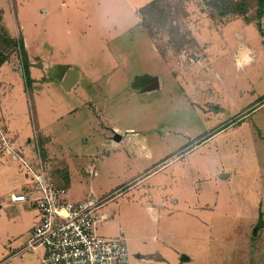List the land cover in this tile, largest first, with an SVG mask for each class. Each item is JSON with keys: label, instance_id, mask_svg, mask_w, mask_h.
Wrapping results in <instances>:
<instances>
[{"label": "rangeland", "instance_id": "374dc122", "mask_svg": "<svg viewBox=\"0 0 264 264\" xmlns=\"http://www.w3.org/2000/svg\"><path fill=\"white\" fill-rule=\"evenodd\" d=\"M153 1L0 0V60H6L0 75L3 68L15 72L3 76L1 91L9 95V84L21 88L33 121L30 90L23 87L29 56V64L43 65V81L59 90L48 101L58 104L63 97L78 108L74 115H61L57 130L67 135L68 155L77 160L72 195L93 190L99 198L112 196L102 212L113 216L99 227V235L106 237L114 217L129 227L145 216L146 228L153 230L147 200L163 198L156 202L165 200L169 211L183 199L217 204V212L225 214L215 216L212 230L201 234L191 225L196 233L187 237L192 253L211 245L215 253L229 254L243 233L251 238L254 208L264 210V43L256 24L242 30L257 48L255 62L243 72L233 66L237 22L257 21L260 0H224L219 7L212 0H158L141 16ZM222 11L227 14L220 16ZM8 39H23L25 53ZM67 69L80 74L71 93L60 91L58 82ZM154 77L161 88L144 93ZM43 81L34 90L46 91ZM117 135L120 146L114 144ZM11 159L18 181L28 182L18 160ZM91 165L98 177L83 175ZM218 169L233 174L231 185L221 184ZM149 170L153 174L145 178ZM18 191L0 197L3 216H9L8 207L27 212L10 203L11 193ZM27 228L9 227L0 218V264H40L35 253L16 255L29 239Z\"/></svg>", "mask_w": 264, "mask_h": 264}, {"label": "crops", "instance_id": "0c3cea01", "mask_svg": "<svg viewBox=\"0 0 264 264\" xmlns=\"http://www.w3.org/2000/svg\"><path fill=\"white\" fill-rule=\"evenodd\" d=\"M90 2L91 4H96L95 0H90ZM86 15L87 14H84V16ZM240 20L237 22L238 30L235 31V33L237 32V35L235 36L236 40L238 41V45L236 47L237 55L235 54L233 56V66L236 71L243 72L255 62L257 48L250 45L242 30L251 23L256 24L258 31L261 34V41L264 43V16L260 20L262 32L259 30L257 21H249L247 23L244 22V19ZM28 58L29 62H33L29 56ZM68 70L69 69L63 72V77L60 78V80L64 81ZM41 71V69L32 68L29 65V74L32 79V84L30 87H28V85L23 81L24 90L27 93H29L30 90L29 94L32 97V100H28V103L30 104L31 112H33V121H29L26 114L24 93L21 88L17 90L15 86L9 84V87L7 88L9 95L6 94V89L1 91V89L4 88V81L2 79L3 76L9 77L15 74V72H4V68L2 69L0 75V120L10 135L13 136L17 143L22 147V151L25 156L30 159H32L34 156L32 138L37 133L38 137L40 138L43 154L53 168V177L60 186L68 190L71 201L81 202L85 200L90 194H94L96 196L97 193H95L93 190H88L83 191L78 196L72 195L70 189L72 181L75 179V168L72 166H75L74 162L77 160L73 158L71 154L68 155L67 143L65 142L67 135H63L61 131L57 130V125L60 123V121H62V118H65V116L74 115L78 108L71 107L69 104H66L64 99H61L63 97L60 98L61 102H58V104L57 102L50 103L48 101V99H50L49 96H53L52 94L58 93L59 90H52L50 87L51 83H48L49 81L47 80L43 81ZM17 74L19 75V73ZM41 81L44 82L42 85L46 91L34 90V86L40 85ZM77 84H75V86L69 90L70 93L77 86ZM146 85L147 83L145 86ZM16 91L20 92V97L18 96V98ZM60 91H66L67 93L69 92L65 90L61 84ZM43 98L49 103L48 106L43 105ZM83 98L85 101L89 100L87 95L83 96ZM15 99L16 102L14 101ZM262 100H264V98H262ZM24 113L26 116H22ZM62 114H65V116H61ZM114 132H121V130L115 128ZM219 132L214 135H217ZM69 134L71 133L69 132ZM120 141H114L115 146H120L122 144ZM205 141H207V139L202 140V142H200L198 145H201ZM27 144L28 146H26ZM179 153H176L171 157H175ZM9 159L11 158L7 156L0 157V197L10 195L9 192L15 188L19 190L18 193L24 192L27 188V181H18V174L16 172L17 170L14 169L13 166H10L11 163ZM18 166L19 171L22 172L20 162ZM89 169L90 166L83 170L84 176H89L86 172V170ZM218 170L220 171H218L216 175L221 181V184L224 186L231 185L229 184V180H231V178L234 179L233 174L226 173L225 171H222V169ZM148 173H151V170L144 174V176L146 175L145 178L153 174L151 173L147 175ZM96 177H98V175ZM129 185L131 184L129 183ZM122 188L123 187L119 189ZM118 190L113 191V193L117 192ZM199 194H201V191ZM159 199L163 198H157L153 200L148 199L146 203V211L149 216L148 218L152 223L151 228H153V230H148V228H146L147 219L144 218L145 216L141 220L132 222L129 227H127L125 224H122L119 218L114 217V222L110 224V228L106 232L108 235H106V237H123L126 240L130 254L133 256L130 260V264H264V210L262 206H260V208H254V220L250 224V228L252 230L251 238L246 232L243 233L241 244H239L237 247H232L229 254H225L223 250H217V253H215L216 248L212 247L211 245H202L199 249L201 251L200 253L202 254H194L192 253L190 246L187 244V237L188 240H190L191 235L196 234L195 232L192 233L191 225H195L198 233L201 234L207 230H212L214 223L217 221L216 217L222 215L224 218L225 214L222 212H217V204L213 205L203 202L190 203L189 201L187 202L183 199L175 200L176 207L174 206L173 208H177V210L167 211L168 206L166 205V201L163 200L162 202H156V200ZM2 204L5 205V202H2ZM11 205L13 206L12 203ZM18 205L25 208L27 212H24L21 215V212L18 210L8 207L5 210H9L10 214L6 213L9 216H3L4 210L0 209V218H3L9 227L28 226L26 235L30 237L29 233L31 235L34 227L38 223V213L35 209L31 208L27 204ZM18 205L14 204L13 207L17 208L16 206ZM258 211L259 214H257ZM114 213L116 214L115 211ZM101 214L106 216V220L103 221L99 227L113 216L112 213L108 211L104 213L101 212ZM178 221L184 225L183 228H174L173 225ZM31 222L33 223L31 224ZM254 229L255 231H253ZM34 253L39 259L40 264H43V252L37 251ZM213 253H215L217 256H213Z\"/></svg>", "mask_w": 264, "mask_h": 264}, {"label": "built area", "instance_id": "2783aa9c", "mask_svg": "<svg viewBox=\"0 0 264 264\" xmlns=\"http://www.w3.org/2000/svg\"><path fill=\"white\" fill-rule=\"evenodd\" d=\"M32 145L34 156L30 159L0 120V157L18 160L28 180L24 192L11 195V203L27 204L39 217L26 245L16 255L42 251L43 264H130L123 237L99 235V225L106 220L101 212L112 196L90 194L81 202L71 201L68 190L53 177L37 133ZM86 172L93 178L98 175L94 165Z\"/></svg>", "mask_w": 264, "mask_h": 264}, {"label": "trees", "instance_id": "16d2710c", "mask_svg": "<svg viewBox=\"0 0 264 264\" xmlns=\"http://www.w3.org/2000/svg\"><path fill=\"white\" fill-rule=\"evenodd\" d=\"M157 1L158 0H155V1L151 2L150 4H148L147 6L143 7L140 10V15L143 16L144 15L143 14V11L145 9L149 8V7H152V6L156 5V2ZM220 2L222 3V2H224V0H222V1L221 0H212V2H210V4L213 5L214 7H219L218 4ZM258 6H259V8L261 10L259 11L257 22H258L259 30H260V32H262V25L260 23V20L264 16V0H260V3L258 4ZM226 14H227L226 11L220 12V16H225ZM5 41L7 42V44H14L15 46H19L20 49L25 53L26 49H25V46H24L23 39L20 40V41L18 40L17 42H15L13 39L12 40L11 39L10 40L8 39V40H5ZM5 62H6L5 58H2L0 60V66H2ZM24 64H25V67H26V70H25L26 83H27L28 87H30V85L32 84V79L30 77L29 70H28V68H29V61H27V59H25Z\"/></svg>", "mask_w": 264, "mask_h": 264}, {"label": "water", "instance_id": "95a60500", "mask_svg": "<svg viewBox=\"0 0 264 264\" xmlns=\"http://www.w3.org/2000/svg\"><path fill=\"white\" fill-rule=\"evenodd\" d=\"M29 65L31 67H35V68H39V69L43 68L42 64L31 63ZM79 77H80L79 72L77 70H75V69H71V70L68 71L64 81L59 79L58 82L63 86V88L65 90L69 91L78 82ZM158 89H160L159 78L154 77V78L150 79L147 82V85L144 87L143 92L147 93V92H152V91H155V90H158ZM121 139H122V137L118 136V135L115 138L116 141H120Z\"/></svg>", "mask_w": 264, "mask_h": 264}]
</instances>
